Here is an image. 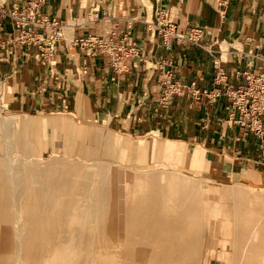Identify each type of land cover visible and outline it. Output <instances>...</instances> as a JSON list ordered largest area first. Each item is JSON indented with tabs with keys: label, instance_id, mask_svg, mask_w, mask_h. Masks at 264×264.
<instances>
[{
	"label": "crops",
	"instance_id": "0c3cea01",
	"mask_svg": "<svg viewBox=\"0 0 264 264\" xmlns=\"http://www.w3.org/2000/svg\"><path fill=\"white\" fill-rule=\"evenodd\" d=\"M29 2L36 7L27 8ZM0 4H14L30 30L49 34L40 22L53 19L62 32L45 57L34 45L17 43L18 29L2 19L0 107L44 120L51 129L77 123L82 137L86 126L98 129L93 137L108 130L113 143L121 139L120 149L113 144V155H125L134 168L264 182V150L249 127L251 114L232 105L227 92L243 90V104L250 103L254 88L245 77L264 73V0ZM167 23L184 34L197 29L198 43L165 41L157 25ZM90 37L134 52L123 50L115 66L113 55ZM174 81L180 90L165 95V84ZM191 87L199 93L193 95Z\"/></svg>",
	"mask_w": 264,
	"mask_h": 264
},
{
	"label": "bare ground",
	"instance_id": "6f19581e",
	"mask_svg": "<svg viewBox=\"0 0 264 264\" xmlns=\"http://www.w3.org/2000/svg\"><path fill=\"white\" fill-rule=\"evenodd\" d=\"M9 158L0 160V264H195L189 252L195 231L189 225L188 206L182 201L181 213L169 222L170 215L163 211L176 209L174 197L192 189L187 180L179 189L163 175L165 183L160 188L149 183V193L145 178L125 184L122 207L127 229L113 246L108 228L114 224L117 202L113 196L118 189L113 187L109 169L55 159L39 164ZM262 216L248 231L236 264H264ZM103 217L108 228L100 223ZM161 225L170 229L161 238L166 249L156 252L151 238L143 240L140 233L149 226L157 232ZM240 233L237 230L236 239Z\"/></svg>",
	"mask_w": 264,
	"mask_h": 264
},
{
	"label": "rangeland",
	"instance_id": "374dc122",
	"mask_svg": "<svg viewBox=\"0 0 264 264\" xmlns=\"http://www.w3.org/2000/svg\"><path fill=\"white\" fill-rule=\"evenodd\" d=\"M77 125L65 121L64 131L51 129L46 126L44 120L0 107V160L10 157L9 159L15 162L24 160L41 164L55 159L84 167L104 166L109 169L108 175L113 178V187L118 189V193L113 196L117 202V209L113 214L114 224L112 223L111 228H108L105 217L100 223L104 228L110 229L108 238L113 246L120 242L127 229L122 207L126 199L125 184L137 178H145L147 183L145 191L149 193L151 186L149 183H157L159 188L165 183L163 175L172 178L167 179L173 181L179 189L180 184L187 180L192 184V189L188 187L174 197L177 199L178 207L163 209L170 215L168 222L174 215L181 213L184 201L185 206H188L186 212L192 215L189 225L195 231V237L190 241L191 245L189 244L192 249L187 252L195 257V264H236L248 231L264 213V182L247 184L239 178L219 174L209 177L197 176L196 173L187 174L175 169L134 168L126 163L125 155L118 154L119 159L113 155V144L120 149L121 139L114 140L113 143L112 133L108 130L98 132V136L93 137L94 131L98 129L91 126H86L87 137H82L77 135L81 131ZM89 148L92 149L91 153H87ZM94 149L97 150L94 152ZM261 220L264 222L263 216ZM169 229L161 225V229L155 232L149 226L140 234L143 240L149 236L153 250L161 252L166 249L161 243V238L167 235ZM237 230L242 232L238 239ZM176 240L181 241L175 237ZM184 242L185 239H182L181 243ZM237 251L238 254H235ZM113 255L118 257L115 251Z\"/></svg>",
	"mask_w": 264,
	"mask_h": 264
},
{
	"label": "built area",
	"instance_id": "2783aa9c",
	"mask_svg": "<svg viewBox=\"0 0 264 264\" xmlns=\"http://www.w3.org/2000/svg\"><path fill=\"white\" fill-rule=\"evenodd\" d=\"M222 9L221 14L225 11V6L221 2ZM11 8H7L4 5L0 4V27L3 18H7L10 22L18 29V35L16 37V42L19 44H32L34 45L39 54L41 56H49L50 52L53 48V43L57 40H60L62 37L61 26L52 20L42 21L40 22L44 27H49L51 32L49 34L43 35L38 31H33L28 29V20L27 18L16 8L14 4L11 5ZM27 8H34L36 7V3L29 2L26 5ZM18 10V11H17ZM23 10V9H22ZM21 10V11H22ZM158 31L162 35L163 39L167 42L175 41L177 43H198L200 39V32L197 29L192 30L188 34L180 33L176 30V25L174 24H158ZM89 42L97 43L99 49H103L104 51H109L113 55L114 65L118 63L123 55V50L125 53L130 54L133 53V49L131 47H124L115 49L110 43L105 41H100L98 39H93L90 37L87 39ZM116 63V64H115ZM249 80L248 85H251L254 88V95L253 99L250 103L243 104L240 97L244 93L243 90L235 89V90H227L229 97H231L232 105L241 104V107L244 111L250 112V121L249 127L254 132V134L258 137L260 146L263 147L264 150V121H263V114H264V73L253 77L250 79L248 75L245 77ZM192 85V84H191ZM181 88V84L177 81L172 83L165 84V95L169 96L173 93H177ZM190 91L193 95L199 93V90L196 88L191 87Z\"/></svg>",
	"mask_w": 264,
	"mask_h": 264
}]
</instances>
